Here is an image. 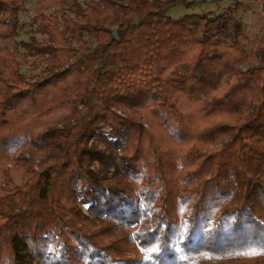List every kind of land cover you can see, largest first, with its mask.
<instances>
[{"label": "trees", "instance_id": "16d2710c", "mask_svg": "<svg viewBox=\"0 0 264 264\" xmlns=\"http://www.w3.org/2000/svg\"><path fill=\"white\" fill-rule=\"evenodd\" d=\"M24 2L0 0V264H264V27L34 0L24 41Z\"/></svg>", "mask_w": 264, "mask_h": 264}, {"label": "rangeland", "instance_id": "374dc122", "mask_svg": "<svg viewBox=\"0 0 264 264\" xmlns=\"http://www.w3.org/2000/svg\"><path fill=\"white\" fill-rule=\"evenodd\" d=\"M34 0H25L23 9L18 11L17 40H28L30 36L40 39V35L34 32L35 25L30 22V13L33 8ZM85 0H78L82 4ZM120 1V0H117ZM189 4L176 2L168 8L166 15L177 18L183 14L206 13L208 15H216L222 11L230 10L234 17L241 23V32L243 37L252 39L254 36L260 35L263 31V16L260 11V5L252 1L239 0H184ZM243 44L245 39H241ZM22 51L23 49L20 48ZM44 68V60L41 56H27L20 64V72L26 78H32ZM105 128H101L98 133L104 132ZM84 211L85 205H80Z\"/></svg>", "mask_w": 264, "mask_h": 264}, {"label": "water", "instance_id": "95a60500", "mask_svg": "<svg viewBox=\"0 0 264 264\" xmlns=\"http://www.w3.org/2000/svg\"><path fill=\"white\" fill-rule=\"evenodd\" d=\"M111 36H112V37H114V36H115V35H114V31H111Z\"/></svg>", "mask_w": 264, "mask_h": 264}]
</instances>
